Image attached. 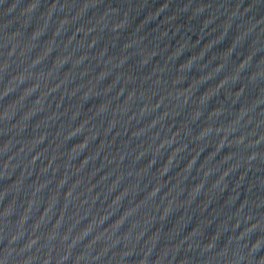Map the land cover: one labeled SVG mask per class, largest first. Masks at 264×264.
I'll list each match as a JSON object with an SVG mask.
<instances>
[{
    "label": "water",
    "instance_id": "1",
    "mask_svg": "<svg viewBox=\"0 0 264 264\" xmlns=\"http://www.w3.org/2000/svg\"><path fill=\"white\" fill-rule=\"evenodd\" d=\"M0 264H264V0H0Z\"/></svg>",
    "mask_w": 264,
    "mask_h": 264
}]
</instances>
